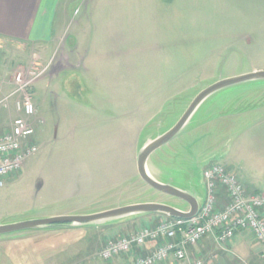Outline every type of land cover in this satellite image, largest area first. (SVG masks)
Masks as SVG:
<instances>
[{
    "label": "rangeland",
    "instance_id": "1",
    "mask_svg": "<svg viewBox=\"0 0 264 264\" xmlns=\"http://www.w3.org/2000/svg\"><path fill=\"white\" fill-rule=\"evenodd\" d=\"M65 6L66 46L76 37L86 58H60L66 53L60 42L48 69L40 73L48 59L41 58L35 71L40 74L28 77L37 108V150L0 186V224L143 202L187 210L185 201L139 177L137 154L175 125L205 87L264 70V0H61L56 25ZM30 59L5 55L0 73L6 63L10 69L21 64L25 73ZM6 80L0 79L4 94L13 88ZM211 163L236 171L249 190L264 192V79L209 95L182 130L147 160L157 181L193 190L202 202L207 193L203 170ZM165 218L149 213L101 226L28 229L0 238H16L14 250L28 261L106 264L99 256L104 241ZM250 236L244 247L256 251ZM10 244L0 243V264H14L6 255ZM215 254L233 257L216 246L204 257Z\"/></svg>",
    "mask_w": 264,
    "mask_h": 264
},
{
    "label": "built area",
    "instance_id": "2",
    "mask_svg": "<svg viewBox=\"0 0 264 264\" xmlns=\"http://www.w3.org/2000/svg\"><path fill=\"white\" fill-rule=\"evenodd\" d=\"M37 66L33 62L25 73L14 72L10 77L13 88L7 94L1 96L0 89V105L6 109L12 106L15 114L0 132V186L18 173L37 150L33 142L36 106L30 92L32 80L28 78L42 72L35 73ZM203 178L206 198L194 217L169 218L154 227L107 241L100 256L110 260L137 248L140 252L125 264H203L200 257L191 258L190 249L204 237L213 236L216 242L225 244L236 232H247L260 246V257L264 259V192H249L232 170L218 163L208 165Z\"/></svg>",
    "mask_w": 264,
    "mask_h": 264
},
{
    "label": "crops",
    "instance_id": "3",
    "mask_svg": "<svg viewBox=\"0 0 264 264\" xmlns=\"http://www.w3.org/2000/svg\"><path fill=\"white\" fill-rule=\"evenodd\" d=\"M60 1L61 0H0V58L5 55L6 58H31L30 63L34 59L40 63L41 58H48L46 65L43 66L48 69L47 66H49L50 62H52L54 59V51L56 47L60 45V42L63 43V51H66V53L64 52L65 54L63 57L60 58H66V61L68 58H86L85 56H82L83 54L80 48V42L76 37L73 39V42H71L70 45L66 46L68 39L67 26L69 21V16H67L68 10L66 6L63 7L60 12V15L63 12V19L60 22V26L56 25L55 18ZM67 47L71 48L66 50ZM29 50H31V55H26V52ZM48 53L49 55H47ZM40 65L42 64L40 63ZM7 66H9L8 63H6L3 73H0V79H3V81L7 79L6 75L13 71L19 70V68L22 67V65L19 63L11 69ZM6 81L7 83H11L10 78ZM0 110L2 113V115H0L1 127L2 125L4 126V124H6L7 116L8 118L9 116H13L14 111L13 108L6 109L8 113L6 112L5 108H1ZM147 169L150 171L148 165ZM233 172L238 177L237 172L234 170ZM152 176L154 177L153 174ZM243 185L249 192H257L253 189L249 190L245 184ZM159 221H157L155 224H157ZM248 235L250 236V234L247 232H236L234 238L226 244L216 242L213 236L205 237L197 246L194 247L196 249V256H194L202 258L204 264H252V257L256 260V263L258 262L257 264H264V259L260 257L261 249L258 244L257 245L259 248L256 251L244 247L246 245L245 240ZM14 239L16 238H4L0 241L10 244ZM252 241L254 245H256L253 237ZM16 245V242L11 243V251H9V253L6 252V255L10 256L9 263L47 264L44 263L45 261L38 263V260L36 262V259L32 257H30L31 261H28L29 258L26 254L21 255L20 253H17L16 250H14ZM215 246L220 249L223 255L226 256V253L230 252L231 256L233 257L231 259H223L224 257H222L220 254H215L213 259H206L204 256L212 254ZM147 247H151L150 244H148ZM134 250L135 251H133L131 254L120 255L110 260H106V264H125V262L135 257L137 252H140L137 248H134ZM145 251L146 250L142 249L141 252ZM3 254L4 252L2 251L1 255Z\"/></svg>",
    "mask_w": 264,
    "mask_h": 264
},
{
    "label": "water",
    "instance_id": "4",
    "mask_svg": "<svg viewBox=\"0 0 264 264\" xmlns=\"http://www.w3.org/2000/svg\"><path fill=\"white\" fill-rule=\"evenodd\" d=\"M264 79V70L219 79L201 90L191 101L180 119L166 132L148 140L139 150L136 158V170L139 177L152 188L178 197L188 204V210H182L162 203L143 202L124 205L109 210L85 215H61L47 218H32L7 224H0V235L28 229H70L90 226H101L112 221L144 214H162L176 219H189L199 211L202 201L193 190H181L170 184L157 181L147 169V160L152 152L172 140L187 124L198 106L211 94L223 88L250 80Z\"/></svg>",
    "mask_w": 264,
    "mask_h": 264
},
{
    "label": "trees",
    "instance_id": "5",
    "mask_svg": "<svg viewBox=\"0 0 264 264\" xmlns=\"http://www.w3.org/2000/svg\"><path fill=\"white\" fill-rule=\"evenodd\" d=\"M159 215H162V214H159ZM165 216V215H164ZM165 217H168V216H165ZM155 225V224H154Z\"/></svg>",
    "mask_w": 264,
    "mask_h": 264
}]
</instances>
